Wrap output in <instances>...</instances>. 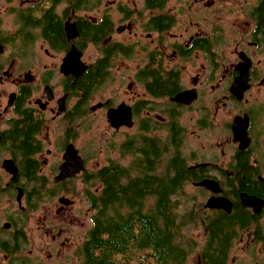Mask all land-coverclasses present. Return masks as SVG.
<instances>
[{"label":"flooded vegetation","instance_id":"obj_1","mask_svg":"<svg viewBox=\"0 0 264 264\" xmlns=\"http://www.w3.org/2000/svg\"><path fill=\"white\" fill-rule=\"evenodd\" d=\"M0 48V264H65L83 182L151 142L184 156L198 264H264V0H3ZM117 79L122 94L95 99ZM87 114L108 123L95 167L77 143ZM70 145L85 169L59 179Z\"/></svg>","mask_w":264,"mask_h":264},{"label":"trees","instance_id":"obj_2","mask_svg":"<svg viewBox=\"0 0 264 264\" xmlns=\"http://www.w3.org/2000/svg\"><path fill=\"white\" fill-rule=\"evenodd\" d=\"M155 76L152 87L166 84V79ZM97 80L98 76L89 71L82 80L85 90ZM162 144L151 142L145 160L134 159L122 168L111 164L91 175L101 186L97 192L87 191L89 205L95 211L82 247L85 264L186 263L188 250L180 243L184 235L181 228L196 221L190 219L192 211L183 209L179 213L178 209L188 174L184 156L179 151L173 154L170 148V157L166 158ZM159 160L167 169L156 173L152 170ZM209 257L206 264H220L217 254Z\"/></svg>","mask_w":264,"mask_h":264},{"label":"rangeland","instance_id":"obj_3","mask_svg":"<svg viewBox=\"0 0 264 264\" xmlns=\"http://www.w3.org/2000/svg\"><path fill=\"white\" fill-rule=\"evenodd\" d=\"M3 2V0H0ZM9 20V17H7ZM93 50L90 49L88 56L85 57V60H91L90 53ZM94 56V55H93ZM92 56V57H93ZM18 68L21 67V64L16 65ZM22 68L19 69V71ZM112 91H116L119 94H122V80L117 79L114 80L112 83L107 85L103 90H101L97 96L95 97L96 100L100 98H105L108 94ZM89 117L80 120V136L77 139V143L80 146H84L86 151L90 156V167H95L96 165H102L107 161L108 153L106 152V137L108 136L107 133V121L106 123L101 119L100 114L92 116L87 114ZM107 124V125H106ZM166 142V140H163ZM84 153V150H82ZM185 153L186 151H182ZM170 157V153L166 155V158ZM131 161V160H130ZM128 160V162L130 163ZM86 178V177H85ZM85 186V191L83 192L84 195L87 194V191L94 190L95 186L93 185L92 189L88 182H83ZM82 189V186H81ZM79 193V190L76 194ZM76 196L78 199L77 206L71 209L67 214H72V220L69 219L68 221V228L72 232L70 238L71 241L69 242L70 245L75 243V246H71V250H65V257L66 261L65 264H78L76 256L74 255V250L76 245L79 242L86 238L87 231L91 227V214L92 210L88 204V202L84 199V195ZM191 192L188 190H184L180 195L179 199L182 202L180 206V210L178 209L179 213L181 210L186 209L188 212L193 211V207L190 204ZM187 212V213H188ZM181 232L184 233L182 239L180 238V243L185 246L188 250L187 254V261L186 264H198V254L202 248L203 243V230L200 228V223L196 222V224L184 223Z\"/></svg>","mask_w":264,"mask_h":264},{"label":"water","instance_id":"obj_4","mask_svg":"<svg viewBox=\"0 0 264 264\" xmlns=\"http://www.w3.org/2000/svg\"><path fill=\"white\" fill-rule=\"evenodd\" d=\"M0 52H1V48H0ZM72 56H73V53L69 54L65 58L64 61L67 63V60H70L72 58ZM81 65H83V64H81ZM67 67H70V68L75 67L74 62H68ZM63 71L66 74L72 72V70L68 69V68H67V71H66V69H63ZM83 71H84V69H82V72ZM112 112L113 111H111V112L109 111V118H111L110 120L112 121V123L114 125L120 126V124H122V123L117 120V116H115L114 112L113 113ZM65 160L66 161L61 166V173L59 175V179L67 177V176L75 175L76 173L85 169L83 158L79 155L78 150L75 149L74 146H72V145L68 146V148H67Z\"/></svg>","mask_w":264,"mask_h":264}]
</instances>
